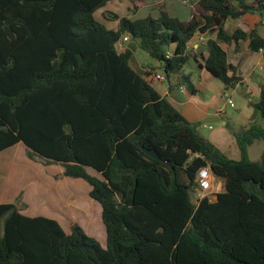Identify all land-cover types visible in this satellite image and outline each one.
<instances>
[{
    "label": "trees",
    "instance_id": "trees-1",
    "mask_svg": "<svg viewBox=\"0 0 264 264\" xmlns=\"http://www.w3.org/2000/svg\"><path fill=\"white\" fill-rule=\"evenodd\" d=\"M110 1L0 0V153L21 142L30 159L85 180L107 234L104 247L77 223L68 234L55 219L1 204L0 264H264V154L249 156L264 127L235 133L241 158H230L154 88L155 69L138 73L132 50L118 48L129 35L168 76L190 60L194 36L216 34L204 63L193 57L229 87L241 58L223 44L251 39L259 51L264 39L225 24L264 13V0H198L187 21L123 17L116 31L95 16ZM254 107L264 119V87ZM202 169L223 183L215 200H194Z\"/></svg>",
    "mask_w": 264,
    "mask_h": 264
},
{
    "label": "crops",
    "instance_id": "crops-1",
    "mask_svg": "<svg viewBox=\"0 0 264 264\" xmlns=\"http://www.w3.org/2000/svg\"><path fill=\"white\" fill-rule=\"evenodd\" d=\"M246 1L248 3H253L256 0ZM108 4L100 10L105 9ZM224 28L229 33H234L237 29H241L244 32L254 31L264 39V13L252 12L244 15L240 19H230L226 22ZM201 37L216 39V34H198L188 43V52L192 56L197 55L200 63L203 64L200 60L201 56H198V52L199 49L206 46V41H201ZM125 43L124 40H120L118 43V48L121 45V48H119L120 51L124 49L122 48L124 46L128 48ZM250 44L251 39L243 40L238 44H223L230 56L235 55L241 58L240 66L236 71V76L239 78V81L232 86H226L228 92L226 96L228 99H235V107L238 108L242 116L245 117V123H250V118L254 113V105L259 101L262 88L264 87V48L259 51H252ZM202 54L207 58L209 55L208 48ZM195 64L196 66L194 69L185 72L184 66L180 73L168 76L163 75L161 79H158L156 75L161 73V70H159V72H154L153 70L145 68L144 63L141 62L138 55L134 52L131 59V66L138 73L142 75L147 71L155 73L152 82L154 88L188 121L191 123H198L197 130L205 137L203 135V130L214 129L211 123L222 121L223 125L226 127L229 123L224 120V109L221 106V99L219 100L214 97L209 98L207 96L202 97L211 85L216 86V78L212 76L206 68L199 66L197 61ZM232 75L233 73L229 72V76ZM184 77L190 78L193 83V91L187 89L186 83L183 81ZM210 118L218 120L206 123ZM206 124L211 125L206 126ZM257 124L264 127V124H259L258 122ZM248 125L244 124L243 127H248ZM211 137V141L224 153L230 152V143L234 145L235 142L237 147L233 149V156L229 157L235 160L241 158V152L237 145L235 135H227V132L224 131L216 132ZM21 144L23 143L20 142L7 149L14 150V153H10L7 158L9 164L7 185L4 180L0 181V205L5 203H17L22 214L30 217L44 216L55 219L63 228L65 227L64 217L67 215H70L75 222H78L77 215L82 212V205L80 203L82 193L79 189H84L85 196L87 194L89 195L91 187L86 186V181L81 178L64 176V167L61 164L44 165L41 161L30 159L27 156L26 146L25 150L20 153L16 152L18 146ZM220 183L222 184L221 181ZM82 198L86 199V197ZM199 198H203V196ZM215 199L216 196L212 200ZM92 206L96 207L94 203ZM99 208H101L100 210L102 211V207ZM104 247H106V244Z\"/></svg>",
    "mask_w": 264,
    "mask_h": 264
},
{
    "label": "rangeland",
    "instance_id": "rangeland-1",
    "mask_svg": "<svg viewBox=\"0 0 264 264\" xmlns=\"http://www.w3.org/2000/svg\"><path fill=\"white\" fill-rule=\"evenodd\" d=\"M198 0H144V5L141 9L136 10L133 7V3L130 0H111V2L108 4V6L103 9L96 12L97 20L99 23L105 27L107 30H118L119 26V19L123 17H127L131 20H140L147 18L149 16L153 18H160L162 16V12H166L170 17L177 18L181 21H187L190 18V15L193 12V8ZM102 9V8H101ZM106 17V18H105ZM129 36V35H128ZM126 35H122L121 41L124 40ZM130 37V36H129ZM126 46L131 49L135 54L138 55L141 62L144 63L145 68L153 70L155 69V72H159L160 64L153 60L146 52L139 49L137 42L134 39L130 38V41L125 43ZM121 48V45L119 46ZM122 48H125L122 47ZM196 60L193 56H191L190 60L185 65V72L189 71L191 69H194L196 66L195 64ZM201 62L204 63V60L201 59ZM162 75H166L163 70H161ZM155 74V73H154ZM216 86H210L208 90L204 93L203 96H207L209 98L214 97L216 99H221V106L224 109V120L229 123V125L226 127L223 125L222 121H217L214 123H211L214 127V129H205L203 130L205 138L211 141L212 135L216 132H227V135H235V133L240 132L244 127V124H251L254 122H258L259 124H264V119L261 117V115L258 113V111L254 107V113L250 118V123H245V117L242 116L238 108L235 107V99H228L226 94L228 93L226 90V85L216 78ZM197 83V82H196ZM195 84V83H194ZM197 85V84H196ZM186 87L189 91H191V88L193 87V83L191 82L189 78V83H186ZM210 123V122H208ZM196 126H198V123H194ZM211 124H206V126H209ZM249 126V125H248ZM201 130V129H200ZM212 142V141H211ZM213 143V142H212ZM214 144V143H213ZM234 147L236 148V144L234 142V145L230 143V152H225L228 156H233L232 152ZM14 149V148H13ZM25 150V145L21 144L18 146L16 152H21ZM250 151V158L253 161H260L262 158V155L264 154V141L263 140H257L255 143L249 148ZM10 153H14V150H7L5 152L0 153V181L4 180L5 184L7 185V178H8V165L3 164L8 161V155ZM20 156V155H19ZM39 161V160H38ZM3 164V165H2ZM88 172L94 176H98L101 178V175L98 174L93 169H87ZM85 182V181H84ZM219 181H217L218 183ZM86 186H90L87 182H85ZM215 185L214 188L210 191H202L200 187L198 186L194 191V200L196 201L199 197H204L206 195L210 196L212 199L215 198V194L217 192H220L216 188ZM223 188V183H222ZM83 189V188H82ZM79 189L81 194V205H82V212L77 215L78 222H75L73 218L70 215H67L64 217L65 220V231L70 233L71 227L74 224H79L82 226V228L89 234L90 236L96 238L102 246L106 244V229L104 226V223L102 222V211L100 210L101 207L99 203L92 200L90 196L87 194L84 196V189ZM82 197H86V199H83ZM96 205V207H93L92 204ZM91 220V224H88V219Z\"/></svg>",
    "mask_w": 264,
    "mask_h": 264
},
{
    "label": "built area",
    "instance_id": "built-area-1",
    "mask_svg": "<svg viewBox=\"0 0 264 264\" xmlns=\"http://www.w3.org/2000/svg\"><path fill=\"white\" fill-rule=\"evenodd\" d=\"M207 39L205 37H201V41L205 42ZM125 42L130 41V37L126 36L124 38ZM173 54L172 50H168L166 52V57L167 58H171ZM163 77L162 73H158L156 75V78L161 79ZM198 183H199V187L202 191H210L212 190V188L215 187V185L217 186V190L220 191L222 189V184L220 182L217 183V179L213 176L212 172L210 171V169H202L199 172L198 175ZM218 193V192H217Z\"/></svg>",
    "mask_w": 264,
    "mask_h": 264
},
{
    "label": "water",
    "instance_id": "water-1",
    "mask_svg": "<svg viewBox=\"0 0 264 264\" xmlns=\"http://www.w3.org/2000/svg\"><path fill=\"white\" fill-rule=\"evenodd\" d=\"M207 49V46H204V47H202L201 49H199V52H198V56H201V54L205 51ZM218 119H209L208 121H206V123H208V122H212V121H217ZM141 148L145 151V153L148 155V156H150V157H152V158H154V159H156V160H161V158H160V156H159V154H158V152L156 151V150H154V149H147V148H145L144 147V145H143V143H141ZM97 172V171H96ZM98 174H99V172H97ZM101 175V174H100ZM101 178L103 179V180H105V178L101 175Z\"/></svg>",
    "mask_w": 264,
    "mask_h": 264
}]
</instances>
